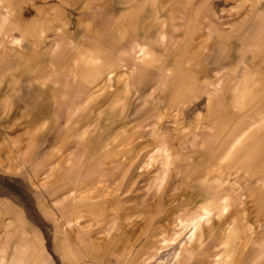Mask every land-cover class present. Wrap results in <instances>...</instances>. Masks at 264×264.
Listing matches in <instances>:
<instances>
[{"label":"rangeland","instance_id":"374dc122","mask_svg":"<svg viewBox=\"0 0 264 264\" xmlns=\"http://www.w3.org/2000/svg\"><path fill=\"white\" fill-rule=\"evenodd\" d=\"M44 2L6 20L0 6L6 264H170L189 234L177 217L206 204L210 219L173 264H264V114L233 102L244 74L261 73L245 67L264 40V0ZM91 189L110 235L75 203ZM109 242L114 255L96 250Z\"/></svg>","mask_w":264,"mask_h":264},{"label":"crops","instance_id":"0c3cea01","mask_svg":"<svg viewBox=\"0 0 264 264\" xmlns=\"http://www.w3.org/2000/svg\"><path fill=\"white\" fill-rule=\"evenodd\" d=\"M19 4L20 5H23V4L45 5L46 3L45 2L41 3V0H0V6L5 7V20L11 17L12 6H18ZM259 18H260V22L264 23V10L263 9H261V11L259 12ZM262 27L263 26H260V28H258L261 33L264 32V29ZM258 29L257 31H255L256 33L259 32ZM133 48L135 49V53L137 57L147 56L148 50L139 41L136 40V42H134ZM250 49H251L250 59L252 61L250 64L246 63L245 69L246 70L251 69V71L253 70V72H261V73L256 74V77L254 78L251 75H247V73L244 74L243 78H241L242 81H244L243 85L242 87L238 86L236 88L235 93H234L236 94V96L233 99V102L239 105L238 107L240 108H243V107L246 108V106L252 102H260L261 105L258 107L257 110H255V112H252V111L250 112L249 110H246L245 114H264V97L261 98V95L264 96V90H263V87H264V40L260 39L256 41L255 44L251 45ZM230 67L229 69L232 70V64H230ZM220 79L221 78H216L215 83L213 84L214 86L208 88L205 91L208 102H210L211 98H213V96L219 92V88H217V85L221 82ZM258 88H261V89L258 90ZM189 90H192V88H189ZM258 91L261 92L259 96L260 99H257L258 96H256ZM222 92L225 93V91L223 90ZM179 102H181L184 105L183 101H176L175 105H179L178 104ZM213 105L214 106L211 110L213 114H221L220 111L223 112V110H221L218 107L217 102H215ZM245 133H246V130L245 129L242 130L239 133V135H237V137L235 138V142H238L245 135ZM235 142L232 143L231 145L236 144ZM159 152H161V154L164 155V159H165L168 156L167 155V152H168L167 145L160 147ZM53 170H54V166H49V168L44 172L45 178H49L51 174L53 173ZM92 194H94V191L92 189L89 190L85 195L78 196V194H75L74 199L78 198V201H79V202L75 201V203H77L81 207L87 206L91 208L92 210H91L90 215H92L93 225L99 228V230L102 229L104 226H106L104 230H106L107 234L110 235L114 227V223L111 225L106 223L107 224L106 225L105 223L99 222L102 216L103 210L100 207V205H98V203L95 201V196H93ZM89 208L88 210L90 211ZM213 208L214 207L211 204H206L200 207L199 209L195 210L194 213H192L191 215L185 218H182L181 216L177 217L176 226L179 228L181 232H187L189 234L187 237L179 239L178 244H177L178 246H175L173 248V251L171 253L170 264H173L178 258L181 257L183 250H190V246H192L193 243L195 242L197 234L200 232L202 225L210 219L213 213ZM207 212H210V217L208 219L205 218ZM72 223H75V224L78 223V225H81V222H79L78 219L67 220L66 224L70 226ZM192 225H196L194 234L191 233L190 227H192ZM166 240H167V237L163 235V241H166ZM96 250L97 251L101 250L102 253H106V254L114 255L116 253L115 244L113 242H109L104 247L98 246ZM4 259H5V256L3 253H1L0 254V264H6ZM35 261H36V264H40L38 258H36ZM215 262H218V261L216 260Z\"/></svg>","mask_w":264,"mask_h":264},{"label":"bare ground","instance_id":"6f19581e","mask_svg":"<svg viewBox=\"0 0 264 264\" xmlns=\"http://www.w3.org/2000/svg\"><path fill=\"white\" fill-rule=\"evenodd\" d=\"M210 217V212H207V214H206V219H208ZM191 228V233L192 234H194L195 233V229H196V225H192V227H190Z\"/></svg>","mask_w":264,"mask_h":264}]
</instances>
